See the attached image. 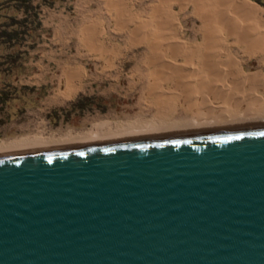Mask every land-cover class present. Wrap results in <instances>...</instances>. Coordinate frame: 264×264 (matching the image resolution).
I'll return each instance as SVG.
<instances>
[{
	"label": "water",
	"instance_id": "1",
	"mask_svg": "<svg viewBox=\"0 0 264 264\" xmlns=\"http://www.w3.org/2000/svg\"><path fill=\"white\" fill-rule=\"evenodd\" d=\"M0 264H264V126L0 157Z\"/></svg>",
	"mask_w": 264,
	"mask_h": 264
},
{
	"label": "rangeland",
	"instance_id": "2",
	"mask_svg": "<svg viewBox=\"0 0 264 264\" xmlns=\"http://www.w3.org/2000/svg\"><path fill=\"white\" fill-rule=\"evenodd\" d=\"M2 1L5 10L0 11V25L12 22V17L27 18L20 32L29 30V34L16 40L14 48L0 45V57H6L0 59V63L5 61L0 68V142L40 134L63 139L96 128L99 133L142 129L157 114L147 101L146 49L135 48L126 33L114 32L104 0H31L29 4L18 0L14 5L21 12L9 0ZM128 2L135 14L147 10L153 1ZM173 8L179 13L182 38L189 44L202 42L194 7L183 12L179 5ZM101 16L105 17L106 33L102 43H94L88 40L87 25ZM12 55H20L14 64ZM259 61L243 63L245 72H264ZM175 118H168L169 122ZM185 125H192L190 119Z\"/></svg>",
	"mask_w": 264,
	"mask_h": 264
},
{
	"label": "bare ground",
	"instance_id": "3",
	"mask_svg": "<svg viewBox=\"0 0 264 264\" xmlns=\"http://www.w3.org/2000/svg\"><path fill=\"white\" fill-rule=\"evenodd\" d=\"M174 5L181 7L180 12L194 7L202 42L189 44L182 38ZM114 10L117 28L128 30L135 48L140 45L146 49L147 101L157 114L150 121L145 119L142 129L99 133L96 128L63 139L40 134L0 142V157L264 124V72L247 73L243 64L256 58L264 64L262 8L249 0H159L142 19ZM170 117L177 119L169 122ZM189 119L192 125L184 126Z\"/></svg>",
	"mask_w": 264,
	"mask_h": 264
},
{
	"label": "crops",
	"instance_id": "4",
	"mask_svg": "<svg viewBox=\"0 0 264 264\" xmlns=\"http://www.w3.org/2000/svg\"><path fill=\"white\" fill-rule=\"evenodd\" d=\"M152 1L153 2L150 4L151 8H152V6L154 4L158 3L159 0H152ZM125 2H126V4H125ZM104 3H105V6H106V16L109 19L111 18V20H113V23H114V29L113 30H114V32L115 33H119V34L126 33L128 35V41L130 43H132V41L130 40V36H129L128 30L127 29L120 30V29L117 28V26H116L117 25V20H116V15H115L116 13H115L114 9H120L119 11L123 15L126 14L127 16H131L133 18H141L142 19V18H146L148 16V14L150 15L151 8L149 7L146 11H141V12L139 11V12H137L135 14H132V12L130 11L131 7H130V4H129L128 0H126L124 2H123V0H104ZM137 16H139V17H137ZM179 20H180V18H179ZM105 27H106V22H105V17L104 16L99 17V19H93L91 22H89V24L87 25V29H88L87 32L89 33L88 40H90V41H92L94 43H96V42L102 43V41L104 40V35L103 34L106 33ZM84 33H85V30H84ZM139 47H143V46H139ZM256 59H258V58H256ZM260 61H261V59H260ZM260 61H259V63L262 64ZM262 65H264V64H262Z\"/></svg>",
	"mask_w": 264,
	"mask_h": 264
},
{
	"label": "trees",
	"instance_id": "5",
	"mask_svg": "<svg viewBox=\"0 0 264 264\" xmlns=\"http://www.w3.org/2000/svg\"><path fill=\"white\" fill-rule=\"evenodd\" d=\"M252 1H254V2H256L259 5L264 7V0H252ZM17 2H18V0L7 1V3L11 4L13 8L17 9V12H21L20 6L15 7V5H14V4H17ZM25 2L29 4L31 2V0H26ZM1 10H5V4L2 0H0V11ZM26 13H28L27 9H26ZM26 19L27 18H24L23 20H17L16 17H12L11 18L12 22L2 23L0 25V45H1V47H3L4 49H5V47H7V49H8V46L11 45V47L14 48L16 40L21 41L22 35L24 36V35L29 34V30H28V32L27 31L26 32H20V29L22 28V26L23 27L25 26ZM18 48L20 49V46ZM12 54H14V53H12ZM12 56H13L12 61L14 64L20 58V55L18 57H14V55H12ZM5 58H6L5 56L0 57L1 60H5ZM7 59H9V58L7 57ZM4 62L0 63V68L5 66Z\"/></svg>",
	"mask_w": 264,
	"mask_h": 264
}]
</instances>
